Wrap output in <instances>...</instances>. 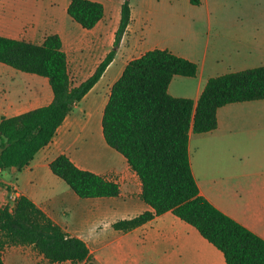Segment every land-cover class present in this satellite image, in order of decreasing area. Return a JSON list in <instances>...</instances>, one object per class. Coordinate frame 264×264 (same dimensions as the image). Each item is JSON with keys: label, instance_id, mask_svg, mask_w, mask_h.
I'll use <instances>...</instances> for the list:
<instances>
[{"label": "crops", "instance_id": "crops-1", "mask_svg": "<svg viewBox=\"0 0 264 264\" xmlns=\"http://www.w3.org/2000/svg\"><path fill=\"white\" fill-rule=\"evenodd\" d=\"M91 1L103 4V19L91 30L77 28L79 34L70 41L58 28L67 19L70 0H48L41 9L9 8L8 14H0V36L41 44L45 36L59 35L71 86L77 87L93 75L112 50L120 21V7L111 18L102 0ZM220 1L200 0L199 5H192L190 0L174 3L142 0L140 11L130 6L131 21L113 60L73 107L52 142L22 170L0 171L1 199L7 202L14 192L28 198L67 234L83 240L91 258L102 264L96 253L110 246L118 235L125 234L113 230L114 237L103 240L99 233L112 229L111 225L118 220L151 211L139 198L138 177L102 135V115L110 90L127 63L153 49L169 50L194 63L195 77H173L168 94L190 99L195 105L210 78L264 66V63L255 65L260 63L256 59L264 55L246 46L244 36L219 35L210 46L213 14L219 18L218 27L236 24L232 14L226 15L230 17L226 20L219 13L227 5ZM13 70L0 64V119L47 106L53 100L47 79ZM216 116L215 130L202 134L189 132L192 175L201 196L264 240V100L228 104L219 108ZM59 155L67 156L80 170L116 183L120 195L79 198L50 171L49 164ZM134 231H141L146 237L143 250L151 258L156 257L157 264H226L220 251L170 212L131 232ZM134 247H131L133 255Z\"/></svg>", "mask_w": 264, "mask_h": 264}, {"label": "trees", "instance_id": "trees-1", "mask_svg": "<svg viewBox=\"0 0 264 264\" xmlns=\"http://www.w3.org/2000/svg\"><path fill=\"white\" fill-rule=\"evenodd\" d=\"M190 3L199 5L200 0ZM104 14L103 4L97 1L70 0L67 7V16L85 30L93 29ZM130 21V0H123L112 50L77 87L71 86L59 35H47L41 44L0 36V64L47 79L53 94L47 106L0 119V171L22 170L52 142L73 107L113 60ZM196 73L194 63L169 50L153 49L129 61L113 84L102 115V135L138 177L139 198L151 211L118 220L111 228L126 234L170 212L220 251L226 264H264V240L200 195L188 155L190 130L195 134L215 130L219 108L264 100V66L210 78L196 105L168 94L173 77H195ZM49 168L81 199L120 195L116 183L78 169L65 155L56 157ZM14 246H29L51 264L91 259L83 240L67 234L24 196L12 208H0V264H5V250Z\"/></svg>", "mask_w": 264, "mask_h": 264}, {"label": "rangeland", "instance_id": "rangeland-1", "mask_svg": "<svg viewBox=\"0 0 264 264\" xmlns=\"http://www.w3.org/2000/svg\"><path fill=\"white\" fill-rule=\"evenodd\" d=\"M48 0H0V14H8V9L15 10L18 6L22 7H34L36 9H41L47 3ZM123 0H102L104 5H106V10L109 17L113 18L115 13L120 7V3ZM156 1V0H155ZM157 1H169L174 3L176 1L183 0H157ZM213 1V0H210ZM220 1V0H216ZM222 1V2H221ZM221 3L227 4L224 8L219 10V13L223 14L225 17L228 14H232L235 18V25L227 24L223 27H218L216 20L218 16L213 14V24L212 31L210 33V46L217 39V36H244L245 45L255 49V52L262 53L264 55V0H221ZM142 0H130V6L134 8L141 9ZM230 4V6H228ZM212 12V10H211ZM67 19L63 20L58 28L65 34L66 39L69 38V41L74 36H77L79 30L77 28H82L75 22H73L66 14ZM226 20L230 17H225ZM25 27L24 29H28ZM205 34V33H203ZM70 46V44H68ZM123 50V48L121 49ZM134 56V55H133ZM256 61L261 64L264 63V56ZM118 58V63H120ZM258 66V65H256ZM11 69V68H10ZM15 71V70H13ZM21 74V72H18ZM8 202L2 200L0 197V208L4 207ZM112 219V218H111ZM103 236V240L111 239L114 237L115 233L112 229H104V231L99 233ZM146 240V237L143 238L141 231H134L125 235H118V237L112 241V244L106 249L101 250L96 253L102 260V264H157L155 262L156 257H152L147 253V250H143V244ZM93 244V243H92ZM93 248L94 245H91ZM135 246L136 254L133 255L131 247ZM140 253H139V252ZM143 252V253H142ZM142 254V255H140ZM138 260H133V258ZM144 259V260H141ZM3 260L5 264H51L46 261L42 256L38 255L31 247L29 246H14L7 248L3 253ZM58 264H70V263H58ZM80 264H99L95 262L93 258L89 261L80 263Z\"/></svg>", "mask_w": 264, "mask_h": 264}, {"label": "built area", "instance_id": "built-area-1", "mask_svg": "<svg viewBox=\"0 0 264 264\" xmlns=\"http://www.w3.org/2000/svg\"><path fill=\"white\" fill-rule=\"evenodd\" d=\"M18 195L16 192L13 193V195L8 199V203L6 204L9 208H12L16 202V200L18 199Z\"/></svg>", "mask_w": 264, "mask_h": 264}, {"label": "water", "instance_id": "water-1", "mask_svg": "<svg viewBox=\"0 0 264 264\" xmlns=\"http://www.w3.org/2000/svg\"><path fill=\"white\" fill-rule=\"evenodd\" d=\"M3 151V149H0V152H2Z\"/></svg>", "mask_w": 264, "mask_h": 264}]
</instances>
